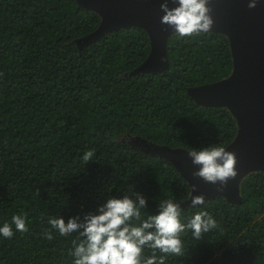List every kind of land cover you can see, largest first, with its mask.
Returning a JSON list of instances; mask_svg holds the SVG:
<instances>
[{
  "label": "trees",
  "instance_id": "1",
  "mask_svg": "<svg viewBox=\"0 0 264 264\" xmlns=\"http://www.w3.org/2000/svg\"><path fill=\"white\" fill-rule=\"evenodd\" d=\"M101 24L76 0H0V222L21 214L28 226L0 239V264H72L77 234L46 239L48 219L83 218L132 189L148 212L173 198L185 222L202 210L217 222L199 240L181 234L183 255L165 264H264V169L245 173L237 199L218 194L192 207L188 171L166 157L237 143L242 125L232 112L190 93L232 75L228 37L172 32L166 66L148 69L146 29L126 25L83 43Z\"/></svg>",
  "mask_w": 264,
  "mask_h": 264
},
{
  "label": "clouds",
  "instance_id": "2",
  "mask_svg": "<svg viewBox=\"0 0 264 264\" xmlns=\"http://www.w3.org/2000/svg\"><path fill=\"white\" fill-rule=\"evenodd\" d=\"M169 7L161 3V23L174 29L177 38H191L210 32L214 21L209 0H172ZM258 0H251L248 7L255 8ZM198 170L194 176L220 188L230 178H235L236 156L222 145L193 148L188 152ZM94 156L93 150L83 153L81 159L87 164ZM205 203L202 195L192 197L191 206ZM148 199L133 189L121 196H109L95 212L81 218L65 219L57 215L47 221L45 238L52 240L53 233L67 237L77 234L69 251L72 264H165L169 256L183 255L181 234L191 231L199 240L202 235L217 228L215 218L207 211H198L185 222L181 203L173 198L159 200L154 213L146 211ZM14 226V229H13ZM28 231L27 217L16 214L0 222V239L9 240L19 232ZM151 250V255H146ZM159 253V255H158Z\"/></svg>",
  "mask_w": 264,
  "mask_h": 264
},
{
  "label": "water",
  "instance_id": "3",
  "mask_svg": "<svg viewBox=\"0 0 264 264\" xmlns=\"http://www.w3.org/2000/svg\"><path fill=\"white\" fill-rule=\"evenodd\" d=\"M79 5L93 8L102 17V24L94 33L83 38V43L93 41L126 25L146 29L152 39V52L144 68L157 69L166 66L164 40L174 29L161 23L160 4L176 5L172 0H76ZM251 0H209L213 25L209 31L228 37L233 52L232 75L219 83L191 89L193 97L201 105L225 106L242 125L237 143L230 152L236 156L235 178H230L220 188L194 176L198 170L186 152H166L173 161L181 160L186 178L195 186V195H205L202 187L207 184L213 193L237 199V185L246 172L264 169V0H258L255 8H249ZM209 198V197H208Z\"/></svg>",
  "mask_w": 264,
  "mask_h": 264
},
{
  "label": "rangeland",
  "instance_id": "4",
  "mask_svg": "<svg viewBox=\"0 0 264 264\" xmlns=\"http://www.w3.org/2000/svg\"><path fill=\"white\" fill-rule=\"evenodd\" d=\"M136 1L140 2L141 0H136ZM156 152L163 154V152L161 151V149L157 150ZM202 190H203V192H204L205 195H208L209 198H211V197H213V196L216 195V193H213L212 189L207 184H205L202 187Z\"/></svg>",
  "mask_w": 264,
  "mask_h": 264
}]
</instances>
